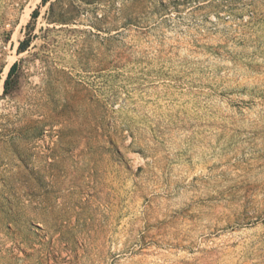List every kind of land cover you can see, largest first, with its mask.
Wrapping results in <instances>:
<instances>
[{"label":"rangeland","instance_id":"374dc122","mask_svg":"<svg viewBox=\"0 0 264 264\" xmlns=\"http://www.w3.org/2000/svg\"><path fill=\"white\" fill-rule=\"evenodd\" d=\"M0 264H264V0H0Z\"/></svg>","mask_w":264,"mask_h":264},{"label":"trees","instance_id":"16d2710c","mask_svg":"<svg viewBox=\"0 0 264 264\" xmlns=\"http://www.w3.org/2000/svg\"><path fill=\"white\" fill-rule=\"evenodd\" d=\"M34 16H35V14H33V17ZM28 47H29V40L28 39L27 40H22V41L19 42L18 51L19 52H24V51H26L28 49ZM16 68H17V63H14L10 67V69L8 71V74H7V77H6L5 81H4V90L8 89V86H9V83H10V79H11L14 71L16 70Z\"/></svg>","mask_w":264,"mask_h":264}]
</instances>
